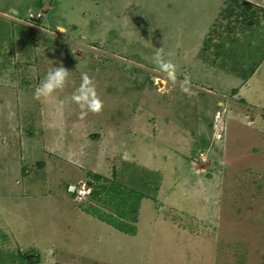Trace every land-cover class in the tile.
I'll return each instance as SVG.
<instances>
[{
	"label": "rangeland",
	"instance_id": "374dc122",
	"mask_svg": "<svg viewBox=\"0 0 264 264\" xmlns=\"http://www.w3.org/2000/svg\"><path fill=\"white\" fill-rule=\"evenodd\" d=\"M82 73L99 113L70 99ZM2 263L264 264V0H0Z\"/></svg>",
	"mask_w": 264,
	"mask_h": 264
},
{
	"label": "clouds",
	"instance_id": "9594fccd",
	"mask_svg": "<svg viewBox=\"0 0 264 264\" xmlns=\"http://www.w3.org/2000/svg\"><path fill=\"white\" fill-rule=\"evenodd\" d=\"M63 32L64 29L57 27L56 31ZM156 70L164 74V77L172 83L176 82V67L170 61L164 58L163 49L159 48L153 56L152 60ZM69 78V71L63 66L52 67L46 74L43 81L35 87L34 98L39 100L41 98L50 97L56 90L63 89ZM80 86L74 91L70 97L71 101L76 103L82 110L81 115H87L88 112L99 113L102 108V101L98 98L95 84L92 79L86 74L82 73L80 77ZM189 80L184 78L181 83V91L187 93L189 91Z\"/></svg>",
	"mask_w": 264,
	"mask_h": 264
},
{
	"label": "trees",
	"instance_id": "16d2710c",
	"mask_svg": "<svg viewBox=\"0 0 264 264\" xmlns=\"http://www.w3.org/2000/svg\"><path fill=\"white\" fill-rule=\"evenodd\" d=\"M232 13V11L230 12ZM229 15V14H227ZM231 15V14H230ZM91 178L94 179V181L96 182H99L100 178L98 176H92ZM88 188H93V186L91 184H88ZM111 190L114 192L112 193L113 195H117L119 197V194L121 192H119L115 186H113L111 188ZM141 197V195L139 194H133V193H128V194H124L122 195V197L120 198L121 199V202H119L118 204H116V208H117V211L119 208H122L120 211H119V217L120 218H123V216H126V210H125V205L126 204H132L133 203V198H139ZM91 198L92 199H98V192H97V189H92V192H91ZM84 213L87 214V215H90L92 217H96L97 219L99 220H102L103 222L105 223H108L110 224L114 229L122 232V233H131L132 229L127 226L125 223L123 222H120L119 220H115L112 216H104L103 213L101 212V210H99L98 208H95V207H86L84 208ZM24 259H28L27 257H25ZM26 262V261H25ZM21 263H23V258H21ZM3 264V263H2Z\"/></svg>",
	"mask_w": 264,
	"mask_h": 264
},
{
	"label": "crops",
	"instance_id": "0c3cea01",
	"mask_svg": "<svg viewBox=\"0 0 264 264\" xmlns=\"http://www.w3.org/2000/svg\"><path fill=\"white\" fill-rule=\"evenodd\" d=\"M195 69H197V67H195ZM256 71H259V68L258 69H255L254 71H253V73H251V74H248L246 77H245V79H247V81H244V82H242V85L240 86V88L237 90V94L239 93L240 95H241V91H242V89H245V88H247L248 86H249V84L253 81V78L255 77V75H256ZM205 72H207L206 70H205ZM246 137H251L252 135L247 131V133H246V135H245ZM244 139H241V141H243Z\"/></svg>",
	"mask_w": 264,
	"mask_h": 264
},
{
	"label": "built area",
	"instance_id": "2783aa9c",
	"mask_svg": "<svg viewBox=\"0 0 264 264\" xmlns=\"http://www.w3.org/2000/svg\"><path fill=\"white\" fill-rule=\"evenodd\" d=\"M28 12H29V14H28V20L29 21H38L42 17V14L40 12H38L36 14H32L31 10H29Z\"/></svg>",
	"mask_w": 264,
	"mask_h": 264
}]
</instances>
